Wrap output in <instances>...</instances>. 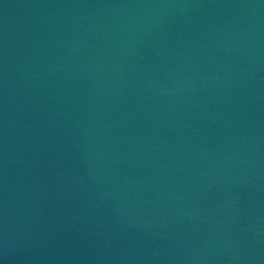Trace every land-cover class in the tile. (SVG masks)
<instances>
[{"label": "water", "instance_id": "95a60500", "mask_svg": "<svg viewBox=\"0 0 264 264\" xmlns=\"http://www.w3.org/2000/svg\"><path fill=\"white\" fill-rule=\"evenodd\" d=\"M0 264H264V0H0Z\"/></svg>", "mask_w": 264, "mask_h": 264}]
</instances>
